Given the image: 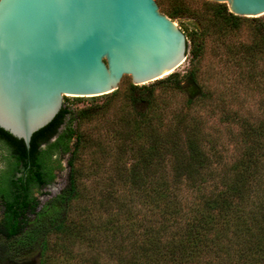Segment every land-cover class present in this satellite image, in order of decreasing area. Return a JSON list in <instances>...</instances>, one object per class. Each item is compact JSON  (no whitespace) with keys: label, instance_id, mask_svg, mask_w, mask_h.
I'll return each mask as SVG.
<instances>
[{"label":"trees","instance_id":"16d2710c","mask_svg":"<svg viewBox=\"0 0 264 264\" xmlns=\"http://www.w3.org/2000/svg\"><path fill=\"white\" fill-rule=\"evenodd\" d=\"M219 5L217 13L225 22L240 18L228 4ZM167 14L175 18L178 12ZM191 53L192 66L183 76L172 72L163 78L186 97L174 122L167 119L165 106H157L150 86L130 84L131 142L123 155L135 161H125L122 180L127 198L119 217L115 212L109 218L113 264H264V152L250 143L249 134L255 131L249 128L243 151L231 167L213 169L216 152L209 151L197 114L205 96L194 62L201 52L194 47ZM94 113V105L63 104L34 132L30 146L0 126V264H48L51 235L70 231L71 208L80 197L75 161L81 134L74 122ZM66 154L65 187L40 201L37 191L55 180ZM187 189H195L197 197L184 202ZM135 196L154 216L146 211L137 217ZM90 227L100 235L99 216Z\"/></svg>","mask_w":264,"mask_h":264},{"label":"rangeland","instance_id":"374dc122","mask_svg":"<svg viewBox=\"0 0 264 264\" xmlns=\"http://www.w3.org/2000/svg\"><path fill=\"white\" fill-rule=\"evenodd\" d=\"M157 2L165 14L178 12L175 18L167 15L185 32L188 41L186 59L172 72L183 76L192 66L191 50L195 47L201 52V57L194 62L198 64L205 96L198 104L197 114L203 120L209 151L216 152L213 169L225 171L231 167L243 151L244 132L249 128L255 131L249 134L250 143L257 152H264V13L255 17L238 15L240 18L230 24L217 13L220 5L213 0ZM164 77L145 85L155 91L157 106L166 107L167 119L172 123L184 107L186 97ZM131 83L133 81L124 75L114 95L63 98V104L72 108L94 105L96 113L74 122L81 134L75 161L80 197L71 208L70 231L51 235L48 264H113L109 246L115 242L114 236L109 238V218L115 212L119 217L127 198L122 180L125 161H135L134 157L123 155L131 142L128 139L133 116L128 98ZM146 92L148 90L140 91L141 94ZM2 154L0 146V164ZM61 160L55 180L37 191L42 202L58 194L67 183L68 154ZM196 195L195 189H187L183 192V201ZM136 197L137 217L146 211L154 216ZM97 216L101 220L99 236L90 229V221Z\"/></svg>","mask_w":264,"mask_h":264},{"label":"water","instance_id":"95a60500","mask_svg":"<svg viewBox=\"0 0 264 264\" xmlns=\"http://www.w3.org/2000/svg\"><path fill=\"white\" fill-rule=\"evenodd\" d=\"M226 2L236 15L264 0ZM185 32L157 0H0V126L25 140L64 96H97L164 77L187 57Z\"/></svg>","mask_w":264,"mask_h":264}]
</instances>
